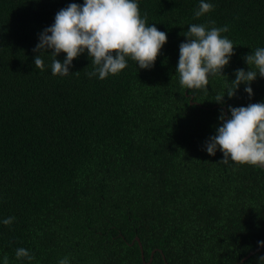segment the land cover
Returning a JSON list of instances; mask_svg holds the SVG:
<instances>
[{"label": "trees", "instance_id": "1", "mask_svg": "<svg viewBox=\"0 0 264 264\" xmlns=\"http://www.w3.org/2000/svg\"><path fill=\"white\" fill-rule=\"evenodd\" d=\"M139 0L147 23L167 33L150 70L129 59L119 74L89 79L86 54L67 76L34 66L39 33L83 0H0V257L23 247L31 264H264V167L219 162L205 141L223 110L264 101V78L215 102L234 70L264 47V0ZM228 25L236 45L206 89L175 73L190 23ZM61 53L57 59L63 60ZM80 71L78 73H75ZM138 238V239H137ZM144 251V257L142 254ZM153 254V255H152Z\"/></svg>", "mask_w": 264, "mask_h": 264}, {"label": "clouds", "instance_id": "2", "mask_svg": "<svg viewBox=\"0 0 264 264\" xmlns=\"http://www.w3.org/2000/svg\"><path fill=\"white\" fill-rule=\"evenodd\" d=\"M213 8L210 0H199L194 17L204 16ZM212 25L190 23L182 34L186 39L179 45L175 73L184 89H206L211 76H226L223 69L235 54L236 45L223 35L229 31L228 25L217 27L214 21ZM166 41L167 33L159 30L155 23H147V17L141 15L139 0H83L82 4L70 3L61 8L54 22L39 33L33 49L38 53L34 66L44 70L43 53L47 52L51 57V74L67 76L72 73L73 60L86 54L93 66L86 75L89 79L103 80L124 70L129 59L136 62L138 69L150 70ZM61 53L65 54L63 60L57 59ZM244 60L248 70H234L235 79H227L223 93L216 96L218 104L226 103L225 96L233 98L241 85L251 97L252 82L258 76L264 78V47L252 49ZM227 107L230 115L225 118L221 110L218 117L221 123L215 134L205 141L204 150L210 156H215L219 150L222 153L219 162L226 165L264 167V101ZM14 220V216H9L0 219V223L7 226ZM258 244L264 246V241ZM15 257L26 259L29 264L34 259L23 247L15 250ZM0 264H9L7 255L0 257ZM57 264H71V260L64 256Z\"/></svg>", "mask_w": 264, "mask_h": 264}, {"label": "water", "instance_id": "3", "mask_svg": "<svg viewBox=\"0 0 264 264\" xmlns=\"http://www.w3.org/2000/svg\"><path fill=\"white\" fill-rule=\"evenodd\" d=\"M227 116H228V114H227V112H226V118H227ZM138 239V238H137ZM264 246H259L258 248H256L255 250H253V251H251V252H249V254L247 255V256H245L243 259H242V261H244V260H246L248 257H250L251 255H253L255 252H257L259 249H261V248H263ZM142 254H143V257H144V251L142 250ZM153 255V254H152ZM151 260H152V257H151V259H150V261L148 262V264H150V262H151ZM166 264H169L168 262H166ZM236 264H239V263H236Z\"/></svg>", "mask_w": 264, "mask_h": 264}]
</instances>
